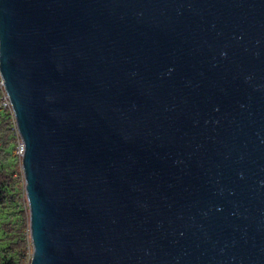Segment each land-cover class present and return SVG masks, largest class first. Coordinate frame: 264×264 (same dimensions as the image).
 Returning <instances> with one entry per match:
<instances>
[{"label":"water","instance_id":"1","mask_svg":"<svg viewBox=\"0 0 264 264\" xmlns=\"http://www.w3.org/2000/svg\"><path fill=\"white\" fill-rule=\"evenodd\" d=\"M30 264H264V0H0Z\"/></svg>","mask_w":264,"mask_h":264},{"label":"trees","instance_id":"2","mask_svg":"<svg viewBox=\"0 0 264 264\" xmlns=\"http://www.w3.org/2000/svg\"><path fill=\"white\" fill-rule=\"evenodd\" d=\"M14 139L12 112L0 107V207L7 214L8 223L11 224V235L7 236L5 233L6 238H9H0V264H28L26 250L30 240L27 241L22 230L26 221V207L14 177L17 167Z\"/></svg>","mask_w":264,"mask_h":264},{"label":"rangeland","instance_id":"3","mask_svg":"<svg viewBox=\"0 0 264 264\" xmlns=\"http://www.w3.org/2000/svg\"><path fill=\"white\" fill-rule=\"evenodd\" d=\"M14 129H15V139L13 140L14 142V150L16 152V147H17V127H16V123L14 121ZM16 156V155H15ZM16 160H17V167H16V170H15V174H14V177H15V180L18 182L17 185L18 187L21 189V199L22 201L24 202L25 204V210H26V218H25V224L23 225L24 228L22 229L24 232H23V235L24 237L29 241L30 245H27V254H28V264H30L31 262V255H32V245H31V237H30V213H29V204H28V200H27V195H26V190H25V178H24V174H23V169H22V159L16 157ZM3 208L0 207V238L4 239L6 238V235L5 233L7 234V236H10L11 233L10 232V227H11V224L8 223L9 220H7L8 216L7 214L5 213V211L2 210ZM9 238V237H7ZM6 238V239H7Z\"/></svg>","mask_w":264,"mask_h":264},{"label":"built area","instance_id":"4","mask_svg":"<svg viewBox=\"0 0 264 264\" xmlns=\"http://www.w3.org/2000/svg\"><path fill=\"white\" fill-rule=\"evenodd\" d=\"M0 93H1V98H0V107L4 108V109H8L12 112L14 121H15V117L13 114V110H12V105L9 99V96L6 92L5 89V85H4V81L0 75ZM16 123V122H15ZM17 130V129H16ZM25 153V146L24 143L19 135V132L17 130V147H16V155L18 158L22 159Z\"/></svg>","mask_w":264,"mask_h":264}]
</instances>
